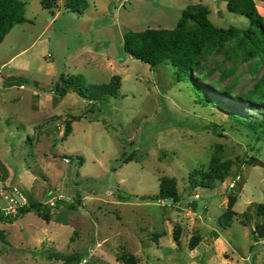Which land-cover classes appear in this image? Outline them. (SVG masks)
Segmentation results:
<instances>
[{"label": "rangeland", "instance_id": "1", "mask_svg": "<svg viewBox=\"0 0 264 264\" xmlns=\"http://www.w3.org/2000/svg\"><path fill=\"white\" fill-rule=\"evenodd\" d=\"M22 1L27 20L0 42V189L13 178L49 218L29 210L3 222L0 264H127L121 254L133 264H264V236L251 232L264 221L256 213L264 203V131L199 104L172 64L151 66L123 48L125 30L172 28L193 3L218 27L246 28L248 17L226 0H87L80 12L63 0L52 10ZM254 2L264 17V0ZM221 61V53L208 55L202 72L232 93L251 89L264 67L240 61L221 76L231 64ZM70 75L85 86L118 75L120 84L100 102L75 91L55 96L52 85ZM214 154L229 166L206 186L199 170ZM163 175L175 179L179 201L135 196L156 194ZM228 193L237 196L236 214L221 225ZM195 233L200 240L189 248ZM69 253L78 259L65 261Z\"/></svg>", "mask_w": 264, "mask_h": 264}, {"label": "trees", "instance_id": "2", "mask_svg": "<svg viewBox=\"0 0 264 264\" xmlns=\"http://www.w3.org/2000/svg\"><path fill=\"white\" fill-rule=\"evenodd\" d=\"M40 2L44 8L50 10L57 5V0H40ZM63 3L78 12L88 5L87 0H64ZM226 7L232 12L246 15L249 25L246 28L234 25L218 27L208 18V8L205 5L193 3L182 10L177 23L172 28L125 30L123 32V48L132 57L151 66L162 61L172 64L176 77L189 81L195 100L199 104L219 106L227 111L228 118L233 124L253 131H264V67L252 88L240 93H232L231 84L218 86L215 81H206V74L202 72V69H205L207 56L212 53H221V63L226 60L231 63L227 70L221 69L223 71H221V76L233 71L240 61L249 60L250 65L254 67L264 62V17L258 11L254 0H226ZM25 20L27 18L24 15L22 0H0V42L15 24ZM119 84L118 75H113L106 82L90 83L87 86L82 83L78 75H70L61 77L52 85L51 89L57 97H62L69 91H75L90 101L100 102L105 100L108 94H116ZM234 101H241L250 110H256L257 115L244 113ZM70 131V120H67L62 135L66 136ZM128 159L126 156L120 157L121 161ZM227 166H229L228 161L220 162L218 156L214 154L209 162V169L199 170L200 181L203 185L208 186L214 179L223 178ZM135 196L141 198L153 196L156 199L170 198L173 201H179L176 181L167 175L160 177L159 190L156 194H136ZM27 199L26 205L2 220L12 222L20 214L29 210H36L43 217L49 218V211H46L45 204L33 201L30 196H27ZM236 199L235 193H228L226 208L218 218L221 225L229 224L233 215L236 214L233 209ZM76 201L81 203L79 197L76 198ZM61 202L62 198L58 197L55 201L48 203L49 206H56ZM73 202L71 201L69 205H74ZM256 213L264 216L263 202L256 204ZM242 223L248 224L245 221ZM251 232L255 240L264 236V221L257 224V229L254 226L251 227ZM174 237L176 239L179 237L178 228L174 232ZM199 240L200 235L193 234L188 242L189 248H193ZM119 258L127 264L134 262L132 255L121 254ZM63 259L71 262L78 258L75 253H69Z\"/></svg>", "mask_w": 264, "mask_h": 264}, {"label": "built area", "instance_id": "3", "mask_svg": "<svg viewBox=\"0 0 264 264\" xmlns=\"http://www.w3.org/2000/svg\"><path fill=\"white\" fill-rule=\"evenodd\" d=\"M65 159L67 160L68 158L65 157ZM27 203V196L17 186L12 184V189H10V186L7 189H0V226L4 222L2 220L3 218L13 214L18 210V208L23 207Z\"/></svg>", "mask_w": 264, "mask_h": 264}, {"label": "water", "instance_id": "4", "mask_svg": "<svg viewBox=\"0 0 264 264\" xmlns=\"http://www.w3.org/2000/svg\"><path fill=\"white\" fill-rule=\"evenodd\" d=\"M12 183H13V178L10 180L9 184H10V189H12Z\"/></svg>", "mask_w": 264, "mask_h": 264}, {"label": "crops", "instance_id": "5", "mask_svg": "<svg viewBox=\"0 0 264 264\" xmlns=\"http://www.w3.org/2000/svg\"><path fill=\"white\" fill-rule=\"evenodd\" d=\"M64 1V0H63ZM57 3H58V0H57ZM2 234V233H1Z\"/></svg>", "mask_w": 264, "mask_h": 264}]
</instances>
